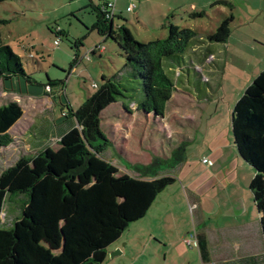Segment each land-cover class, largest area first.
Returning <instances> with one entry per match:
<instances>
[{
	"label": "trees",
	"instance_id": "1",
	"mask_svg": "<svg viewBox=\"0 0 264 264\" xmlns=\"http://www.w3.org/2000/svg\"><path fill=\"white\" fill-rule=\"evenodd\" d=\"M211 5L231 7L226 0ZM101 6V0L91 3L96 15L91 29L112 39L124 52L125 74L137 87L124 88L118 73L103 75L102 83L77 109L66 105L63 116L75 123L60 136L56 148L47 146L35 155H20L0 171V215L12 197L20 200L21 210L11 228L0 229V264H102L110 246L175 181L170 172L182 158L181 144L165 161L155 158L150 164L135 166L137 176L122 173L103 156L114 147L102 130L101 113L119 100L129 99L136 109L162 116L174 91L165 61L181 67L182 55L204 39L190 28L168 23L164 38L139 41L124 23L115 25L107 8ZM204 15L203 10L190 14ZM232 20L229 14L205 40L225 43ZM20 77L33 82L21 56L0 36V82L11 85ZM54 84L48 78L44 87ZM128 91L138 92L139 99L134 100ZM123 108L128 111L124 103ZM22 115L23 109L15 101L0 105V151L12 143L8 131ZM231 130L237 153L254 171L249 189L264 239V69L235 101Z\"/></svg>",
	"mask_w": 264,
	"mask_h": 264
},
{
	"label": "rangeland",
	"instance_id": "2",
	"mask_svg": "<svg viewBox=\"0 0 264 264\" xmlns=\"http://www.w3.org/2000/svg\"><path fill=\"white\" fill-rule=\"evenodd\" d=\"M214 1L216 0L116 1V15L122 19L115 17L114 24L124 23L139 41L164 38L167 35L166 25L172 23L194 30L198 38L202 36L204 42H207L205 37L214 32L225 17L233 15L226 46L222 43L213 44L218 51L214 63L216 67L212 65L213 70L219 73V78L214 76L207 81L201 79L191 66L192 63L196 64L192 61L194 55L188 48L182 55L181 67L177 70L168 69V64L174 67L176 63L165 61V71L177 90L162 116L139 112L135 103L129 105V99H121L102 111V130L110 136L115 147L108 149L103 156L111 160L122 173L137 176L139 172L135 166L150 164L155 158L165 161L180 144L183 155L189 159H198L202 152L207 119L213 117L216 121L222 116L216 115L218 111L224 114L227 121L231 119L229 109L234 105V84L238 82V74L251 77L264 68V0H226L231 7L212 6ZM98 2L99 0L0 2V20L7 21L0 23L1 39L21 56L26 73L33 79V82L28 83L23 77L19 80L15 78L11 85L0 82V105L15 101L23 109L22 118L8 132L13 139L12 143L1 150L0 171L16 161L21 154H27L28 147L22 139L26 137L32 122H38L40 117L47 121L53 117V121H50L53 130L65 124L57 120L61 110L66 111L68 103L73 109H77L96 90L93 84L102 83L103 75L112 77L118 73L117 80L124 88L137 87L136 82H132L125 74L124 52L112 39H104L91 29L96 15L90 3ZM192 2L197 5L195 10L190 7ZM131 3L135 4V10L126 12V6ZM200 10L205 11L204 16H190L192 12ZM138 20L146 23L147 29L142 28ZM57 30L60 31V39L58 45H55ZM93 47H96L97 52L86 55ZM102 47L101 52H98ZM48 78L55 84L46 88L44 84ZM45 90L49 97L42 94ZM178 90L190 93L193 101L182 104L180 99L184 96ZM128 92L134 94V100L139 99L138 92ZM122 102L129 108L132 107L133 111H124ZM206 103L208 110L202 113ZM42 106L49 110L43 111ZM199 123L202 126L197 129L195 126ZM187 124L192 127H187ZM187 128L190 130L186 131ZM32 131L31 139L34 142L45 140L36 128ZM57 141L58 139H52L50 143L47 142V146L56 148ZM126 163L131 166L127 167ZM19 206L18 198L6 200L4 212L0 215V229L12 227L15 218L21 215ZM138 243L139 241L136 245ZM195 250L196 248L194 252ZM161 251L164 250L151 246L145 257L149 259L150 254H156V261L161 262ZM134 255L136 254H127L124 257L118 254L112 258L108 255L102 264H127L128 260L133 261L130 256ZM185 256L191 264H201L196 252ZM132 263L138 264L136 260Z\"/></svg>",
	"mask_w": 264,
	"mask_h": 264
},
{
	"label": "crops",
	"instance_id": "3",
	"mask_svg": "<svg viewBox=\"0 0 264 264\" xmlns=\"http://www.w3.org/2000/svg\"><path fill=\"white\" fill-rule=\"evenodd\" d=\"M113 1L114 21L115 17L118 19L121 17L116 15L117 0ZM130 5H134L133 9L131 11L125 9L126 12L135 10V4L132 3L126 8ZM190 7L195 10L197 5L192 2ZM138 22L142 28L147 29L146 23L140 20ZM200 38L203 39L202 36ZM213 44L202 41L190 47L194 55L192 61L196 64L192 63L191 66L195 68L200 78L206 81L214 76L219 78V73L213 70L218 51ZM222 44L226 46L227 42ZM93 48L96 49V47ZM262 63H264V58ZM195 66L198 68L196 69ZM178 68L180 67L177 65L173 67L168 64L170 70ZM173 74H175L174 71ZM256 75L250 77L238 74V82L234 84V103ZM175 90L177 89H174L169 101L173 98ZM178 93L184 96L180 99L182 104L193 101L190 93L181 90H178ZM42 94L49 97L46 91H42ZM121 104L123 106V103ZM132 104L134 102L129 103V105ZM204 105L202 113L208 110L207 103ZM131 108L128 106V111L124 108L123 110L131 113L133 111ZM42 110L46 112L49 108L42 106ZM217 110L218 108L215 111ZM229 112L231 113L232 109H229ZM60 113L57 120L65 124H61L55 130L51 128L50 123L53 117L48 121L40 117L38 122L31 123L29 131L25 134L26 137L22 139L28 147L27 154L21 155H35L47 147V142L59 139L74 125L73 118H64V110ZM219 114L222 116L216 121L213 117L206 121L200 157L194 160L181 155L179 163L170 172L175 178L174 183L155 197L146 214L141 219L132 222L121 238L110 246L109 251L118 248L124 257H127V254H136L130 258L133 261L136 260L138 264H191L185 255L195 252L199 254L201 264H264V239L260 226V214L249 189L254 171L237 153L233 143L231 119L227 121L224 114L218 111L216 115ZM186 126L192 127L189 124ZM201 126L202 124L199 123L195 127L200 129ZM34 128L45 140L34 142L31 139ZM189 130L187 128L186 131ZM106 135L110 139L107 133ZM203 158L207 159L206 163L202 162ZM106 159L109 160L107 157ZM121 241L124 243L121 244ZM188 241H191L190 245ZM151 246L154 249L164 250L161 251L162 254H159L161 262L156 261V254H150L149 259L145 257V253ZM194 248H196L195 252ZM180 257L183 258L178 262ZM128 261L127 264H134L133 261Z\"/></svg>",
	"mask_w": 264,
	"mask_h": 264
},
{
	"label": "built area",
	"instance_id": "4",
	"mask_svg": "<svg viewBox=\"0 0 264 264\" xmlns=\"http://www.w3.org/2000/svg\"><path fill=\"white\" fill-rule=\"evenodd\" d=\"M101 7H102V9H105V7L107 8V11H108V16L111 18V17H114V1L113 0H101ZM133 7H134V5H130V6H128L127 8H126V10L127 11H131L132 9H133ZM56 34H57V39L56 40H54V44L55 45H58V43H59V35H60V31H56ZM103 48V47H102ZM101 48V49H102ZM101 49H99V50H101ZM96 49L95 48H93V49H90V50H88L87 52H86V55H89V54H91L93 51H95ZM93 87L95 88V87H97V85L96 84H93ZM202 162H204V163H206L207 162V159L206 158H203L202 159ZM189 245L191 244V241H188L187 242ZM194 244L196 245L197 243H196V240H195V242H194Z\"/></svg>",
	"mask_w": 264,
	"mask_h": 264
},
{
	"label": "water",
	"instance_id": "5",
	"mask_svg": "<svg viewBox=\"0 0 264 264\" xmlns=\"http://www.w3.org/2000/svg\"><path fill=\"white\" fill-rule=\"evenodd\" d=\"M120 253H121V251H120L118 248H116V249H114V250L109 251V252H108V255H109L110 257H113V256H116V255H118V254H120Z\"/></svg>",
	"mask_w": 264,
	"mask_h": 264
}]
</instances>
